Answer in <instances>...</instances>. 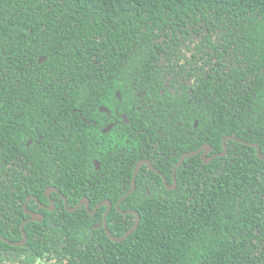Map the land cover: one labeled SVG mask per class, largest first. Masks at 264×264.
Returning <instances> with one entry per match:
<instances>
[{"label": "trees", "instance_id": "1", "mask_svg": "<svg viewBox=\"0 0 264 264\" xmlns=\"http://www.w3.org/2000/svg\"><path fill=\"white\" fill-rule=\"evenodd\" d=\"M41 56L47 58L40 63ZM162 76H170L173 91H160ZM106 86L108 96L120 88L125 103L153 104L151 117L158 121L187 120L181 150H168L157 143L164 137L151 135L171 160L204 138L219 152L228 134L257 143L264 153V0H0L2 235L19 238L25 217L20 191H12L2 173L9 124L42 125L53 120L50 111L68 104L108 102ZM62 120L63 114L57 123ZM263 166L254 147L230 141L228 155L211 164L188 158L176 190L147 192L139 185L127 196L121 209L137 210L141 221L124 241L91 227L104 208L91 215L85 207L69 212L62 203L42 223L27 224L28 242L18 248L28 250L30 264H264ZM74 177L76 189L63 191L71 207L83 194L94 208L128 190L105 187L113 182L103 175L86 189L83 177ZM27 193L42 196L43 190ZM135 219L113 207L108 228L120 237ZM0 246L15 249L1 240Z\"/></svg>", "mask_w": 264, "mask_h": 264}, {"label": "flooded vegetation", "instance_id": "2", "mask_svg": "<svg viewBox=\"0 0 264 264\" xmlns=\"http://www.w3.org/2000/svg\"><path fill=\"white\" fill-rule=\"evenodd\" d=\"M109 74V72H106V75ZM116 75L119 83L124 82L123 72H117ZM169 78L170 76L161 77L163 80L161 84L164 87L160 88L162 93L165 92L166 88H169L170 91L174 90L170 85ZM181 83H184V80ZM187 84L191 85L192 80L188 79ZM110 91L109 86L104 88L108 102L72 103L68 104L67 108L62 111H58V113L50 111L49 117L53 118L50 123L47 120H44L42 125L11 122L7 127V163L2 173L4 178L6 177L5 183L7 186L12 191H20L18 196L20 197L19 200L25 217L22 218L19 227L20 239L14 235L13 240H11L0 232V240L15 248L6 250L0 246V264H30L29 260L31 257L28 250L18 248L25 246L28 242L27 224L42 223L46 212L56 211L62 203L66 209V203L68 207H71L69 206V198L63 191L76 189L74 186L77 183L76 179L74 180L76 173L83 177L81 187H86V189L94 188L95 183L98 182L97 176L103 175L106 182H113L105 187L110 189L128 187L127 191H129L133 187L134 174L139 163L144 162L136 174L134 191L139 185L141 190H146L147 192L160 188L176 190L179 187L177 172L188 158L199 156L204 164H211L214 160L228 155L230 141L256 149L250 143H257L234 134H228L222 137V150L219 152H213L212 145L204 138L197 148L177 153V160H171L162 150L158 151L159 145L162 144L173 152L176 149L181 150L183 139L180 137V132L183 137L188 133L187 120L180 118L181 121L174 117H166L163 118V121H158L155 117H151V115L157 113L153 108V104L141 101L125 103L120 88L115 89L113 94L108 96ZM142 94L140 91L137 92L140 97ZM17 97L11 95L12 99ZM78 98H81V96ZM12 106L20 107L18 104H12ZM62 114L63 120L57 123V118ZM173 123H175L174 130L170 129L174 126ZM199 125V120L194 118V129H198ZM167 129H170L168 133L165 131ZM155 132L166 139L164 144L161 141H157L158 145L152 141L151 135L156 134ZM144 136H148V139L146 140ZM227 136H235L245 143L228 138L225 142L226 153L225 155H220L224 152V139ZM203 146L204 149H201ZM197 150H199V153L187 156L180 163L183 154ZM204 153L206 154V159H210L207 162L203 158ZM256 155L258 159L264 161V158L258 156L257 149ZM261 155L264 157L262 149ZM183 173L186 174L187 169L183 170ZM154 174L160 177H155ZM106 175H110L112 178ZM139 177L141 179L140 184L138 181ZM32 189H42L43 195L27 193ZM120 199L113 203L109 198H105L97 202L94 208L100 203L109 200L111 202L110 212L113 207L117 209ZM83 200H88L90 210H94V208H91V198L83 194L76 203L74 202L75 206L73 207L78 206L74 211L80 207L87 209V205L82 203ZM122 202L123 200L119 205L120 209ZM29 204L35 208H28ZM101 208H104L101 220L103 221L108 205H101L97 212ZM87 211L89 212L88 209ZM89 214L91 213L89 212ZM34 216H41V219H33ZM8 229L15 233L14 226ZM23 231L27 235V240L25 243L19 244L24 238ZM35 264L44 263L41 260Z\"/></svg>", "mask_w": 264, "mask_h": 264}, {"label": "water", "instance_id": "3", "mask_svg": "<svg viewBox=\"0 0 264 264\" xmlns=\"http://www.w3.org/2000/svg\"><path fill=\"white\" fill-rule=\"evenodd\" d=\"M46 58H47L46 56H41V57L39 58V62L41 63L42 61L46 60ZM228 138H229V139H235V140H238L239 142H243V141H241L240 139H237L235 136H227V137L224 139V152L221 153L220 155H225V153H226V145H225V142H226V140H227ZM243 143H245V142H243ZM250 144H251V145H254V146L256 147V149H257V153H258V156L261 157V158H264V157L261 155V149H260V147H259L257 144H253V143H250ZM207 148L209 149L208 146H207ZM201 149H204V146H203ZM197 153H199V150L194 151V152H187V153L183 154V156L181 157L180 163H182V162L184 161V159H185L187 156H193V155H196ZM203 158H204V160H205L206 162L210 160V159H206V154H205V153H204V155H203ZM143 163H144V162H140L139 165H138V167H137V169H136V172H135V174H134L133 187H132L129 191H127V192L121 197V199L119 200V202H118V204H117V210H119L121 213H123V214L133 213V214L136 215V219H135L134 224H133L132 227H131L127 232H125L122 236H120V237H115V236H113L112 233L110 232L109 228H108V224H107L106 216H107V214H108V212H109V210H110V207H111V202H110L109 200H106L105 202L100 203L98 206H96V207L94 208V210H90L88 200H86V201L83 200V201H82V203H85V204L87 205V209L89 210V212H90L91 214H95V213L97 212V209H98L101 205H103V204H107V205H108V208H107V210H106L105 213H104V219H103V221H101V222H97V223H94V224L92 225V228H100V227H104V229H105L107 235H108L109 238H110L111 240H113L114 242H122V241H124V240L127 239L131 234H133L134 231H135L136 229H138V227H139V224H140V221H141V215H140V213H139L137 210H133V209L128 210V211H124V210L120 209L119 205H120V203H121L122 200H124L129 194H131V193L135 190V178H136V174H137L139 168L141 167V165H142ZM66 206H67V209H68L69 211H74L76 208H78V206H77V207H73V208L68 207L67 203H66ZM33 219H38V220H40V219H41V216H38V217H37V216H34ZM23 225H24V224H23ZM23 229H24V226H23ZM23 233H24V238H23L22 242H20L19 244L25 243L26 240H27V235H26L25 231H23ZM5 240H6V239H5ZM6 241H8V240H6ZM8 242H10V241H8ZM10 243H12V242H10Z\"/></svg>", "mask_w": 264, "mask_h": 264}]
</instances>
